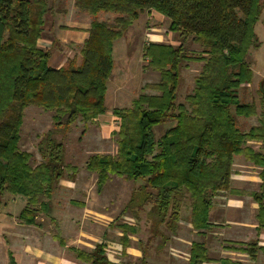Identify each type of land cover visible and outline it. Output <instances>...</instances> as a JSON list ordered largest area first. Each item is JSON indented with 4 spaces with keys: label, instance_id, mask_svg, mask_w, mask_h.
Wrapping results in <instances>:
<instances>
[{
    "label": "trees",
    "instance_id": "trees-1",
    "mask_svg": "<svg viewBox=\"0 0 264 264\" xmlns=\"http://www.w3.org/2000/svg\"><path fill=\"white\" fill-rule=\"evenodd\" d=\"M73 6L91 17L88 36L71 58L53 68L48 64L51 49L37 44L45 15L52 10L47 0H0V210L4 193L22 196L26 205L19 218L22 223L34 224L35 206L41 210L48 206L40 198L49 199L59 181L77 171L76 166L64 162V145L51 130L37 143L40 161L31 164L32 154L19 148L26 108L51 111L54 128L69 127L77 120L92 122L105 113L114 41L142 13L156 12L168 20V31L179 40L177 45L154 42L144 48L147 65L159 73V79L141 90L150 88L158 93L141 92L130 107L113 108L119 119L115 154H94L85 162V168L97 174V190L109 174L140 182L110 223L121 229V254H127L129 233L138 230L122 219L127 210L135 218L139 212L145 213L150 239L159 237V247L169 240L164 230L175 234L186 199L188 220L197 234L218 226L209 220L212 199L222 191L239 194L230 187L237 155L259 168V188L248 195L257 205V232H264L263 84L258 87L262 111L257 124L241 131L234 118L257 114L253 102H240L238 89L252 79L246 56L259 46L254 27L264 0H73ZM100 12L116 16L99 20ZM186 42L198 50L189 53ZM192 61H201V69L194 77L192 92L177 102L180 69ZM172 120L174 124L156 139L153 128ZM248 142H257V149ZM54 237L58 238L57 231ZM228 243L226 249L246 253L251 260L264 254V245L257 239ZM71 249L88 264H135L111 262L102 242L89 252ZM9 257L10 264H16L10 253ZM146 257L144 249L137 264H149ZM209 260L205 244L192 241L187 264Z\"/></svg>",
    "mask_w": 264,
    "mask_h": 264
},
{
    "label": "rangeland",
    "instance_id": "rangeland-1",
    "mask_svg": "<svg viewBox=\"0 0 264 264\" xmlns=\"http://www.w3.org/2000/svg\"><path fill=\"white\" fill-rule=\"evenodd\" d=\"M47 2L52 10L45 15V25L48 27V25L53 24L55 32L57 31L56 24H63L59 30L65 29L66 25H68L67 27L69 29L80 31L81 28L76 26L84 27L85 24L87 26L88 23H90V16L85 12L75 9L73 7V0H47ZM115 16L116 15L112 13L100 12L98 14V19L111 20ZM62 26H65V28H62ZM167 27L168 20L162 15L156 12H144L129 27L126 34L123 36L124 38H122L124 40L115 42L113 49L114 63L111 75L106 84L107 92L105 95V104L107 107L114 106V104L117 108L130 107L132 101L136 99L141 92L147 94L158 93L150 88L144 91L141 90L143 85L155 83L159 79V73L147 65L148 59L144 57V48L148 43L153 41L177 45L179 40L176 34L168 31ZM254 31L258 38L259 46L258 48L250 49L246 56V61L249 63L253 75L248 84H244L238 89V96L240 102H253L256 105L257 114L250 117L234 116L235 123L241 131H246L250 126L257 124L259 114L262 111V106L259 102L260 94L258 92V87L260 84L264 85V8L261 11L259 20L255 24ZM41 45H44V41H41ZM185 45L187 46L188 52L198 50V47L190 42H186ZM78 46L79 45H74L72 42L66 41L64 43V53L66 54L69 52V47L70 50H72L69 54L71 53V55H73V52L75 53L79 50ZM201 66V61H192L188 62L187 67H182L180 69V81L176 98L177 102H183L185 95L192 92L194 77L199 73ZM115 86L120 87V91L119 94L116 95L117 98L114 100L112 94H114L113 88ZM51 116V111L41 110V108L36 106H29L26 108V114L24 115L20 127L19 148L32 154V165L37 164L41 159L37 152V143L43 133L48 130L53 131V137L55 139L62 141L64 145V162L76 166V173L79 175L87 171L85 162L89 156L96 153L115 154L117 147L115 131L110 133L107 138H103L98 124L95 125L94 122L82 123L79 120L69 127L58 126L54 128ZM173 124L174 121L172 120L165 121L155 126L153 128L155 138L157 139ZM248 145H251L254 149H257L258 146L254 142H248ZM258 171L259 168L246 161L242 155L235 156L232 164L230 187L237 190L239 194H231L228 191L220 192L213 197V207L209 212L210 222L219 227L215 226L197 235L195 230L186 225L190 213L189 201L186 199L180 213L182 222L178 224L175 236L164 230V233L169 236V240H167L162 247L158 246L159 237L150 239V224L144 215L145 213L139 212L138 218H135L133 217V212L127 210L122 219L131 224H135L138 230L135 233H129V246L126 249V256L121 254V245L119 244L120 236L113 232L109 233V238L111 240L110 246L112 247L108 251L110 258L116 262H131L137 264L140 261L142 250L146 249V259L149 264H187L186 255L189 250V242L192 241L203 242L207 248L208 256L214 259L225 257L227 253L223 251L222 246H226V244L236 236L241 239L246 237L250 240V237L254 235L253 231L249 233L246 232L245 236L242 234L236 235V231L238 230L236 225L240 224H232V219L238 216V213L235 212L232 207L226 208V210L223 209L228 203L231 206L233 199L237 198L241 202L240 206L245 209V214L247 215L245 216V220L248 222L253 221L257 205L248 193L258 190L259 188L260 180L258 178ZM119 177L120 176L113 174L112 180L108 184H105V182L101 188L106 191L108 196L107 200H111L112 208L108 216L111 217L112 221L117 218L121 208L126 204L131 190L140 183L139 181L134 182ZM85 183L94 191L95 185L91 176L88 182ZM58 196V199L65 204H67L68 196L73 197L67 190H65V194L58 193ZM64 197L66 198L63 199ZM44 199H46L44 196L40 198V200ZM1 200L3 204L2 211H4V209L7 210V212L10 211L17 220V212L21 209V206L23 207L25 205V198L6 192L2 195ZM253 203H255L254 206ZM35 207L38 208L39 205ZM251 207L256 208L254 213V208ZM38 222H41V220H38ZM44 222H46L47 225L50 223L47 219L43 220L41 223ZM216 227L219 229H216ZM221 227H223V229H220ZM115 228L117 230L114 229L113 231L118 232L121 230L117 227ZM260 239L264 240L263 236H261ZM115 245H118L119 249L113 248ZM4 256L5 252L0 249V261ZM244 264H248V261Z\"/></svg>",
    "mask_w": 264,
    "mask_h": 264
},
{
    "label": "crops",
    "instance_id": "crops-1",
    "mask_svg": "<svg viewBox=\"0 0 264 264\" xmlns=\"http://www.w3.org/2000/svg\"><path fill=\"white\" fill-rule=\"evenodd\" d=\"M89 24L90 23H88L87 26L85 24L84 27L76 26L78 28H81L80 31L75 29H69L67 27L68 25H66V28L65 26H62V28L65 29L59 30L61 25L63 24H56V32L54 31L53 24L48 25V27H46V25L44 24L43 34L38 39L37 44L42 48L51 49V56L48 60V64L51 67L59 68L66 62L67 59L71 58L75 54L74 52L73 55H71V53L69 54L70 51L72 52L69 47V52L65 54L64 43L66 41H69L72 42L74 45H79L78 47H80L84 39L88 36L87 29L89 28ZM123 36L115 40L113 43L111 53L113 63L114 44L118 40H124L122 39L124 38ZM41 41H44V45H41ZM154 42L155 41L151 43ZM53 43L55 45H53ZM119 91L120 87L115 86L113 88L114 94H112V97L114 100L117 98L116 95L119 94ZM105 107V113L99 115L92 121L95 123V125L98 124V128L101 130L100 132L103 138H107L110 133H112L113 131L116 132L119 128V120L116 115L112 113V109L117 108V106H115L114 104V106L112 105L107 107L105 104ZM254 143L258 145L257 142ZM110 154L113 155V153ZM67 164L69 163L67 162ZM84 173H82V175L76 173L75 176L65 175L59 181L51 197L49 199L41 200L46 201L48 203L47 208L44 210H41L40 207L35 208L37 209V211L34 216V224L22 223L19 218V213L25 207L26 203L23 207L21 206V209H19V211L17 212V220L15 216L11 214L10 211L7 212V210L5 209L4 211H2L3 206L1 207L0 249L5 252V256L0 261V264H10L9 253L13 257L16 264H88L87 262L78 259L71 248L89 252L93 249L95 244L100 242L105 243V254L107 258L111 262H116L115 260L110 258L108 254L109 249L112 248L110 246L111 240L109 238V233L113 232L114 234H118L119 236H121L120 233L122 234V232L121 230H119L118 232L113 231L116 228L110 226L112 219L108 215H110V210L112 208L111 200H107L108 196L104 189H96L97 174L88 170ZM90 176L94 180V191H92L90 187L87 186L85 183L88 182ZM112 178L113 174H109L108 180L105 184H108L112 180ZM65 190H67L68 193H71L73 195V197L68 196L67 204L62 203L61 200L58 199V193L65 194ZM129 197L130 194L126 200V203ZM65 198L66 197H64L63 199ZM240 203L241 202L237 198H234L232 205L230 206L228 203L227 206L223 209L226 210V208L232 207L233 210L238 213V216L232 219V224H240L236 225L238 227L236 235L242 234L245 236L246 232L249 233L253 231L254 235H252L250 238L257 239L259 245H264V240L260 239L261 236H263L264 238V232H257V221L255 217L253 221L248 222L247 220H245V216L247 215L245 214L244 207L240 206ZM254 204L255 203H253V206ZM123 208H121V210ZM251 208H254V213V210H256V208ZM46 219L51 223V225L50 223L49 225H47L46 222L41 223L43 220ZM38 220H41V222H38ZM186 225L189 228H192L188 220L186 221ZM55 227H57V230ZM218 227H216V229H219ZM220 229H223V227H221ZM56 231L58 232V238H61L65 242L64 245H61L58 238L54 237ZM173 235L175 236V234ZM231 241L246 242L249 241V239H247L246 237H244V239H241L237 238L236 236ZM190 243L191 242H189V247ZM230 244L231 243H227L226 245ZM113 248L119 249V246L115 245ZM222 248L223 251L227 253L225 254V257H218L214 259L209 256L210 260L208 262H205L204 264H244L245 262L247 263V261L248 264H264V254L259 253L257 255L256 260H251L246 253L226 249L225 245L222 246ZM187 259L188 253L186 255V262ZM224 259H228L230 262L226 263Z\"/></svg>",
    "mask_w": 264,
    "mask_h": 264
}]
</instances>
